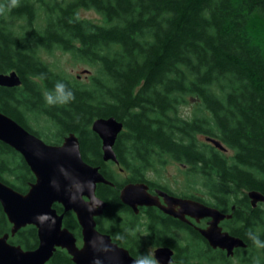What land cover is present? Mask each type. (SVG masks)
<instances>
[{
	"label": "trees",
	"instance_id": "16d2710c",
	"mask_svg": "<svg viewBox=\"0 0 264 264\" xmlns=\"http://www.w3.org/2000/svg\"><path fill=\"white\" fill-rule=\"evenodd\" d=\"M0 6V73L16 71L22 80L0 85V111L51 144L78 135L83 158L114 183L97 186L107 202L102 232L141 264H158L151 246L172 247V264H264V247L249 238L255 233L264 241V203L253 207L248 196L264 194V0H19L10 8L0 0ZM82 9L103 22L82 17ZM55 50L90 67L88 79L53 67L44 55ZM57 82L71 89V102H45ZM189 105L191 113H183ZM100 117L124 124L114 146L118 165L132 174L124 181L115 176L117 164L104 160L102 139L92 129ZM165 156L189 167V183L197 181L204 193L192 198L232 213L222 225L247 247L228 256L154 209L137 224L140 217L121 202L120 188L148 182L147 172ZM0 180L22 193L36 180L24 157L1 140ZM54 207L65 212L59 203ZM64 226L82 240L73 211L65 212ZM11 227L0 203V235ZM9 241L35 249L38 229L27 225ZM47 264L76 263L58 248Z\"/></svg>",
	"mask_w": 264,
	"mask_h": 264
},
{
	"label": "water",
	"instance_id": "95a60500",
	"mask_svg": "<svg viewBox=\"0 0 264 264\" xmlns=\"http://www.w3.org/2000/svg\"><path fill=\"white\" fill-rule=\"evenodd\" d=\"M21 84L16 71L0 73L1 86ZM123 128L124 124L115 117H100L92 123V129L102 139L105 161L119 163L114 146ZM207 139L226 150L217 139ZM0 140L24 157L36 177L25 193L0 180V203L12 224L10 232L0 235V264H47L58 248L66 249L76 264H141L128 248L96 228L95 218L107 206V202L97 195V186L113 183L103 175L100 167L83 158L76 133L65 136L61 144H50L0 111ZM148 188L144 182L129 183L121 190V200L136 212L139 206H158L184 222H189L187 216L197 221L210 218L206 227L199 226L197 229L212 248L225 250L228 256H233L237 248L247 247L241 237L231 234L221 224L225 219L232 218V213H225L196 199L170 195L163 190L154 195ZM160 196L164 197L165 204L160 201ZM248 196L253 207L264 203V194L257 190L250 191ZM55 203L61 204L65 212L76 214L82 228L81 245L75 234L64 226L65 212L59 213ZM27 225L38 229L39 244L35 249H24L9 241L10 236ZM174 254L170 246L154 250L159 264H172Z\"/></svg>",
	"mask_w": 264,
	"mask_h": 264
},
{
	"label": "rangeland",
	"instance_id": "374dc122",
	"mask_svg": "<svg viewBox=\"0 0 264 264\" xmlns=\"http://www.w3.org/2000/svg\"><path fill=\"white\" fill-rule=\"evenodd\" d=\"M80 15L84 18L90 19L96 22H103L102 17L94 10H80ZM47 61L67 76L78 78L81 81H86L91 74L92 69L85 64L73 60L70 54H67L60 50H55L51 54L44 55ZM191 105L182 109L183 113H191ZM36 129H42V124H35ZM200 141H207L204 136H199ZM189 167H183L182 164L177 163L170 157H163L162 163L156 166L153 170L147 172L146 177L156 183L165 185L170 189L180 194H199L204 195L200 191L197 181L190 184V180L187 177ZM149 252L153 255L154 249L150 248ZM235 261V260H234Z\"/></svg>",
	"mask_w": 264,
	"mask_h": 264
},
{
	"label": "flooded vegetation",
	"instance_id": "af4514ba",
	"mask_svg": "<svg viewBox=\"0 0 264 264\" xmlns=\"http://www.w3.org/2000/svg\"><path fill=\"white\" fill-rule=\"evenodd\" d=\"M117 164V163H116ZM115 166H117V169H116V172H115V176H118L119 178H122L123 179V181L125 180V179H128V178H130V176L132 175L131 174V172L130 171H127V170H125L123 167H120L118 164L117 165H115ZM183 167H185V165H183ZM116 168V167H115ZM109 169H111V166L109 167ZM111 170H113V166H112V169ZM101 171V170H100ZM104 175V174H103ZM107 178V177H106ZM112 182V181H111ZM141 182H144V183H146L147 185H148V191L151 193V194H154V195H158V190H163V191H166V192H168L170 195H174V196H178V197H181V198H190V199H194V198H192L191 197V195H184V194H180V193H177L176 191H174V190H172V189H170L169 187H167V186H165V185H162V184H159V183H156V182H154V181H151V180H148V182H146V181H129V182H125V183H123V185L121 186V188H120V191H119V198H120V200H121V190H122V188L125 186V185H127V184H129V183H141ZM113 183V182H112ZM101 184H104V183H101ZM114 184V183H113ZM113 184H108V185H113ZM160 201L162 202V204H165V199H164V197L163 196H160ZM121 202H122V200H121ZM123 203V202H122ZM124 204V203H123ZM126 205V204H125ZM128 206V205H127ZM107 207V206H106ZM133 212H134V215L135 216H138V217H140L139 218V221H138V223L137 224H141V220H143V219H145L146 218V216H145V214H144V212H146L148 209H154L155 210V212L158 214V213H161V214H163L164 216H168V217H170V218H172V219H174V220H176V221H178V222H180V223H182V224H184V225H186L187 227H189L190 229H192V230H194V231H196V232H199L198 231V229H197V227H199V226H201V227H206L207 226V224H208V221L210 220V218H204V219H202L201 221H197L195 218H193V217H190V216H187V219L189 220V222H184V221H182L181 219H179V218H176V217H174V216H171V215H169V214H167V213H165L160 207H158V206H155V205H153V206H139V211L138 212H136L133 208H131L130 206H128ZM176 209H178V207L176 206L175 207ZM106 209V208H105ZM105 209H104V212L101 214V215H99V216H97L95 219H96V228L100 231V232H102L100 229H99V225H102V226H105V224H106V221H105V218H104V215H105ZM136 224V225H137ZM81 226V225H80ZM81 230H82V228H81ZM179 232V230H176V229H174L173 230V233L174 234H179L178 233ZM103 233H105V232H103ZM82 234V233H81ZM112 237V236H111ZM113 239V238H112ZM79 243L81 244L82 243V240H81V242L79 241ZM118 243V242H117ZM123 246V245H122ZM209 246H210V244H209ZM158 247H161V246H158ZM158 247H149L148 248V251H149V249L150 248H153L154 250L156 249V248H158ZM174 250V249H173ZM175 251V250H174ZM154 253V252H153ZM154 257V256H153ZM158 263V262H157ZM159 264V263H158Z\"/></svg>",
	"mask_w": 264,
	"mask_h": 264
},
{
	"label": "clouds",
	"instance_id": "9594fccd",
	"mask_svg": "<svg viewBox=\"0 0 264 264\" xmlns=\"http://www.w3.org/2000/svg\"><path fill=\"white\" fill-rule=\"evenodd\" d=\"M19 5V0H9V8ZM0 11H3V6H0ZM45 102L50 105L69 103L74 99V94L67 85L57 82L53 91L44 94ZM249 238L257 247H264V241H261L255 233H249Z\"/></svg>",
	"mask_w": 264,
	"mask_h": 264
}]
</instances>
